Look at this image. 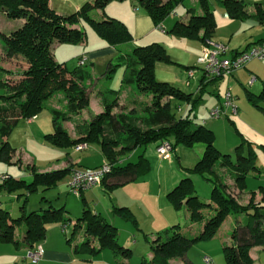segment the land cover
<instances>
[{
    "label": "trees",
    "instance_id": "1",
    "mask_svg": "<svg viewBox=\"0 0 264 264\" xmlns=\"http://www.w3.org/2000/svg\"><path fill=\"white\" fill-rule=\"evenodd\" d=\"M112 1L124 0H93L85 2L71 14L60 15L49 6V0H0V14L7 19L22 21L12 27L9 33L0 34L4 41L0 47V162H9L15 151L8 137L17 122L34 118L44 110L50 113L53 126V132L46 134L45 138L54 148L69 150L83 143L88 147H98L105 163L111 165V171L101 183L109 189L116 186L106 184L110 178L130 182L150 170L149 161L142 154L135 162L120 163L124 156L136 148H146L152 144L158 148L162 143L169 142L173 153L180 145L192 148L201 144L204 150L194 168L186 169L187 175L166 196L176 211L183 209L188 214V223L182 227L173 225L151 240L145 237L152 257L148 259L142 256L139 264H171L172 260L183 258L192 245L213 239L229 215H245L248 220L245 223L246 231L235 229L231 243L223 245L224 259L227 264H252L249 249L264 244V195L257 204L251 196L245 206L238 203L237 195L245 190L248 173L256 169L255 150L249 143H241L235 147V160L232 161L229 154H222L216 148L213 131L205 127L202 121L195 124L190 118L201 100L204 86L200 85L199 95L192 98V94L184 93L167 82L158 81L155 78L156 64L174 63L157 43L129 46L132 35L125 24L104 13L105 6ZM132 1L145 11L155 26L185 2ZM197 4L200 14H191L186 23L176 22L167 33L188 40H199L203 44L211 41L216 28L213 11L208 0H197ZM217 4L229 18L264 24V8L258 4L255 5L253 15L245 11L242 0H217ZM93 10L101 11L98 20L91 16ZM85 21L100 39L118 52L116 60L108 64L102 79L94 78L81 67L68 70L63 62L55 60L52 53L56 44L82 43L85 32L77 27ZM259 43H264V40L254 45ZM122 46H125V50L121 49ZM121 67L122 88L135 90L144 98L138 104L140 113L136 109L113 113L118 105L119 90L110 88L109 83L112 74ZM195 68L188 67L186 70ZM91 94L101 101L103 111L92 116L89 121L76 119L74 128L78 137L74 139L63 124L89 108ZM58 95L63 102L60 109L49 104ZM248 99L253 107L264 113V84L259 93L250 94ZM172 100L188 105L185 113L183 110L178 111L182 108L179 104L175 106L177 112L183 113L178 118L170 110ZM261 148L264 150V146ZM72 171L71 167L49 172H37L33 168L30 182L5 175L6 180L0 183V188L9 192L19 191L17 197L23 196L26 200L31 192H43L56 187ZM193 173L208 182L211 202L201 200L195 193L193 180L189 176ZM225 173L232 179V187L225 183ZM114 212L137 225L128 209L114 208ZM50 223H58L60 228L70 224L72 232L79 228L84 235L81 246L87 247L90 253L111 249L126 257L131 254L129 248L118 243L117 229L88 208H83L81 217L76 221L66 216L63 207L30 210L16 218L0 209V242L33 250L36 243L44 240ZM16 227H20L18 239L14 235ZM92 241L97 242V248L91 246Z\"/></svg>",
    "mask_w": 264,
    "mask_h": 264
},
{
    "label": "crops",
    "instance_id": "2",
    "mask_svg": "<svg viewBox=\"0 0 264 264\" xmlns=\"http://www.w3.org/2000/svg\"><path fill=\"white\" fill-rule=\"evenodd\" d=\"M93 0H79V2H75V9L78 10L79 7L85 2H91ZM166 1V0H164ZM244 3L245 11L253 15L255 14V5H260L264 8V0H242ZM209 5L213 11V16L216 24V28L214 33L211 36V41L214 43H221L228 46L229 51L236 53L242 52L245 49H249L254 43L259 42L260 40H264V24L259 25L255 24L252 21H240L238 19L229 18L225 13V10L222 9L217 4V0H208ZM49 6L55 10L57 14L64 15L60 13L57 9V6L54 5L53 0H49ZM98 15L102 14L100 10H97ZM105 15L115 18L122 23L125 24L128 31L132 35V41L129 46H146L152 43H157L161 45L166 53L168 54L170 60L174 63L176 67L178 66L182 71H179V76L182 78L179 80L178 78H166L160 76L158 81L161 82H169L172 86L176 85V83H181L183 80H186V84H193L192 89L196 88L199 90V86L203 85L204 90H207L208 86L213 85L214 89L210 92L217 98L216 105H222L224 101V96L221 89H215L216 84L220 83L221 85L229 84L230 94L232 96V100L234 105L237 108V114L232 115L230 110H226V119L234 116L238 120L247 121L252 128H248L246 126L244 131H248L245 133L246 138L242 134V142L241 143H249L251 147L255 150L257 155V160L255 162V170H252V174L256 176V178H260L264 175V113L253 107L248 99V96L253 92L245 91V99L243 98L242 93H240L236 89L235 83L230 81H224L225 77H222L218 80H204L202 77V73L199 67L195 66L197 63L198 57L201 55L203 43L199 40H188L184 38H179L167 33L176 22L186 23L190 18L191 14H200L201 10L198 8L197 0H185L183 5L177 6L169 16L161 23L165 29V32H161L157 26H155L149 16L145 13V11L138 6L132 0H124L121 2L112 1L108 3L104 8ZM2 15V14H1ZM67 15V14H66ZM18 22V21H16ZM22 23L19 21L18 24ZM79 29H82L85 32V39L82 43L76 45L77 50L73 52V56L75 60L81 55L85 56L84 65L81 67L82 69H86L89 71L94 78L102 79L103 76H96L91 70L88 68H84L87 63L95 66L97 60H108V64L114 62L113 57L118 54L117 50L109 46L105 41L100 39L94 31H87L84 28L83 22L78 25ZM9 33V32H8ZM202 32H200V35ZM260 44V43H259ZM59 44H56L54 47H58ZM53 47V48H54ZM125 46H122L121 49H124ZM127 49V48H126ZM128 50V49H127ZM54 55V50H52ZM55 58V57H54ZM56 60V59H55ZM251 62V61H250ZM249 62V63H250ZM156 66L164 69V71L173 70L168 64L157 63ZM155 66V67H156ZM108 67V65H107ZM106 67V69H107ZM188 67H197L195 68L194 76L189 78L187 76ZM122 68V67H121ZM243 69H247L249 77L252 76L255 80L248 86L254 84L257 80L256 70L249 66L248 64L243 67ZM199 72V73H198ZM198 73V75H195ZM172 74V73H171ZM123 75V70H122ZM157 70L155 68V77L157 78ZM233 76V73L230 74ZM196 76V77H195ZM122 78V76H121ZM204 80V81H203ZM174 81V82H173ZM203 81V82H202ZM190 82V83H189ZM219 84V85H220ZM176 87V86H174ZM177 88V87H176ZM221 88V87H220ZM180 90V88L178 87ZM119 101L123 98L124 100V108L126 107L127 112L130 109H136V111H140L138 108V104L144 98H141L139 94L135 92V90H131L129 88H122L121 82L119 86ZM237 90V91H236ZM182 91V90H181ZM235 93V94H234ZM259 93V92H258ZM192 94V98L195 97V93L190 92ZM256 94V93H253ZM202 98V97H201ZM128 102V103H127ZM261 104V103H260ZM215 105V106H216ZM263 105V104H261ZM253 108H252V107ZM53 107V106H52ZM55 108V107H54ZM123 108V109H124ZM103 111V106L101 101L97 98V96H93L91 94V99L89 103V108L87 110L81 111L76 117H72L69 121L65 123V127L69 132L70 136L76 139L78 136L76 135V131L74 128V122L76 119L89 121L92 116L99 114ZM256 112V113H254ZM140 113V112H139ZM50 113L43 114L40 113L32 119L29 120H19L24 121L25 127H22L18 124V130H24V137H29L31 135H38L42 133L41 131H48L51 122ZM242 118V119H241ZM210 121V120H208ZM231 121V120H230ZM232 122V123H231ZM230 123L234 125V122ZM16 125V126H17ZM28 126V128L26 127ZM211 129V128H209ZM213 130V129H212ZM237 131V130H236ZM53 132V131H52ZM50 134V133H49ZM9 138V137H8ZM9 142V141H8ZM154 147L151 151L147 152L146 148H136L134 151L124 156L121 159L120 163L130 162L132 157H137L139 155H144L145 158L149 161L150 170L143 176L137 178L134 181H125L118 180L117 178H110L107 180V185H116L112 188H108L106 185H99L93 188H90L84 192H93V193H108L109 198L111 199L110 212L112 213V219H105L100 212H96L95 210H91L93 213L99 214L103 217L108 223L113 225L117 232H121L124 225L122 223H130L136 230L142 231L144 234V240L147 235L150 236L151 240L157 234H161L168 228L173 225H180L185 221H188V214L184 212L183 209L176 211L171 204L167 200L168 192L174 188L180 179L187 175L186 168L188 166L182 167L183 171H180L181 175H171L167 177L166 173L162 172V169L167 165H172L173 160L178 161V163H182L183 157L180 156L179 146L176 147L174 152L171 154L170 159L162 160L157 156V148L156 144H153ZM201 144H197L191 149L194 150V154L196 156L195 161H198L200 156L203 153L204 147ZM15 151L12 154L15 155L17 153V149L13 148ZM58 149V148H56ZM66 156L64 158L57 159V162L51 163L48 168L38 170L37 172H49L53 170H60L64 168L71 167L72 170H80L85 168H97L106 162L105 158L99 151L96 146H89L85 150L75 151L74 148L69 150H63ZM86 152L83 156H76L80 152ZM220 151V150H219ZM136 157V160H137ZM11 160L12 157H11ZM180 160V161H179ZM182 165V164H181ZM222 172V171H221ZM250 172V173H251ZM0 175H8L6 173H1ZM70 175L66 177V182ZM225 183L231 184L230 187L233 186L232 179L226 175ZM229 183H228V182ZM246 182V181H245ZM264 180L262 181V183ZM107 190V191H106ZM82 192L81 195L84 194ZM104 192V193H103ZM235 193H238L234 190ZM106 195V194H105ZM264 195V186H259L258 189L248 190L247 187L242 192H239L237 195V201L240 205H247L251 196L253 197V201L255 204L260 203L262 201ZM2 202L0 201V209L2 208ZM126 208L130 211L133 218L136 220L137 225L135 226L130 220L123 217L119 213L114 212V208ZM227 219V218H226ZM225 219V220H226ZM247 217L245 215L231 216L228 226L225 227L224 232H221L219 228L216 236L206 242H199L192 245L186 255L183 258H177L171 261V264H204L203 257L207 256L212 260V264H227L224 255H223V245L226 243H231V235L235 229L238 231L244 232L245 223L247 222ZM142 223H150V226L146 228H142ZM52 224V225H51ZM54 224L50 223L47 225V234L43 241L36 243L32 249H34L37 245H41L43 249L42 258L33 262L32 260L26 257L27 248H19L15 246L13 243H1L0 242V264H139L141 257L138 260L129 261L128 257L122 255L119 251L115 252L111 249H103L99 252L93 254L89 252L87 247L81 246L84 237H80L77 240L73 241V237H66L61 235L57 228H54ZM60 225V224H58ZM264 225V220H263ZM122 227V228H121ZM60 228V226H59ZM68 229V228H67ZM61 230V228H60ZM61 232H63L61 230ZM67 232V231H66ZM66 232L64 234H66ZM147 235H146V234ZM15 239L20 237V227L15 228ZM121 237V234H119ZM154 236V237H153ZM134 237V238H133ZM136 236L132 235L133 244L136 245L138 242L135 240ZM70 238V239H69ZM69 240V241H68ZM146 241V240H145ZM147 243V241H146ZM91 246L97 248V242L92 241ZM124 246V245H121ZM195 246V247H194ZM109 250V251H108ZM116 253L120 254L123 259L116 258ZM143 256H147L148 259L152 257L151 253L148 251ZM249 256L251 258L252 264H264V244L253 246L249 249Z\"/></svg>",
    "mask_w": 264,
    "mask_h": 264
},
{
    "label": "rangeland",
    "instance_id": "3",
    "mask_svg": "<svg viewBox=\"0 0 264 264\" xmlns=\"http://www.w3.org/2000/svg\"><path fill=\"white\" fill-rule=\"evenodd\" d=\"M79 2V0H53L54 5L57 6V10L64 14L68 15L76 11L75 9V2ZM91 16L95 19H99L97 10H93L91 12ZM19 22V21H18ZM18 22L16 20L7 19L4 15L0 14V34H6L8 33L11 28L18 25ZM84 28L87 29V31L91 32L94 31L92 26L88 22H83ZM95 33V32H94ZM1 45H4V41L0 38V47ZM76 45L74 44H59L58 47H54V57L58 62H63L65 67L68 70H72L77 67V60L74 59L73 52L77 50ZM118 54L113 57V60L117 58ZM108 60H97L95 63V66L91 65L90 63H87L84 68H88V70H91L94 75L96 76H104V73L106 71V67L108 65ZM249 66L253 67L256 70L257 80L254 82L253 85L248 86V81L252 77L248 75L247 69H237L233 70V76L228 74L225 77L224 81H230L232 83H235L236 89L242 93L243 98L245 99V91L258 93L263 84H264V61L259 60H252L250 63H248ZM169 67H171L169 71H164V69L160 68L159 66H156L157 70V80L160 76L168 77L172 80L173 78H180L179 71L182 70L177 66L173 64H168ZM197 67H201V65H198L196 63ZM86 70V69H85ZM122 70L123 68H117L116 71L112 74V77L110 79L109 86L110 88L114 90H118L120 86L121 76H122ZM172 73V74H171ZM199 73V72H198ZM196 73L195 75H198ZM196 77V76H195ZM180 78L179 80H181ZM165 82V81H164ZM174 82V81H173ZM169 83V82H167ZM190 83V82H189ZM170 84V83H169ZM220 83L216 84L215 89H221L223 95H225L227 92H230L229 84L219 85ZM172 85V84H171ZM193 84H186V80H183L181 83H176L177 88L179 87L180 90L184 93H195V97L199 94V90L197 91L196 88L192 89ZM221 87V88H220ZM214 89L213 85L208 86L207 90H205L202 93V98L199 101V103L196 105L194 110L192 111L190 118L192 119L193 123L199 124L198 122L206 120V123L203 124L205 127L211 128L213 133L215 134V146L222 154H229L232 161L235 160L234 155V149L236 146L241 144L242 142V136L239 135L242 134L244 138H246L244 131L245 127L248 126L249 128H252V126L247 123V121L238 120L234 116H230L229 119H226L225 117H221L219 119L210 120L209 117V111L216 107L217 98L212 95L210 92ZM236 90V91H237ZM210 91V92H209ZM235 94V93H234ZM246 101V99H245ZM128 103V102H127ZM50 106L55 107L56 109H60L63 107L62 97L61 96H55L52 101H50ZM124 100L123 98L118 101V105L116 108L113 109V113H119V112H127L126 107L123 106ZM180 105L182 109L184 110V102H177L176 100L171 101L170 110L173 114L178 118L183 113L177 112L175 106ZM216 105V106H215ZM252 107V106H251ZM124 108V109H123ZM139 108V107H138ZM253 108V107H252ZM139 112V111H138ZM44 115L49 113L47 110L42 111ZM256 113V112H254ZM50 115V114H49ZM242 119V118H241ZM210 120V121H208ZM234 122V125L230 123V121ZM66 123V122H65ZM65 123L63 124L65 127ZM19 125L22 127H25L24 121H19ZM17 125V124H16ZM14 126L8 141L12 148L17 149V153L12 156L13 160H10L9 162H0V172L8 174L11 178L22 180L26 183L30 182L32 179V171L33 168L36 170H42L45 168H48V166L51 163L57 162V159L64 158L66 156L63 151L60 149L54 148L50 142H48L45 138L46 134L52 133L53 126L50 125L48 131H41L42 133H39L38 135H31L29 137H24V130H18V125ZM28 128V126H26ZM247 127V128H248ZM66 128V127H65ZM237 130V131H236ZM239 132V133H238ZM202 146V145H200ZM154 147V145H149L146 147L147 152L151 151V149ZM178 148V147H177ZM180 150V156L183 157L182 165L178 163V161L173 160L172 165H167L166 168L164 167L162 169L163 173L167 174V177H170L171 175L177 176L181 175L180 171H183L182 167L188 166L186 169H192L194 168L197 161H195L196 156L195 152L191 148H186L184 146H179ZM86 152H80L76 156H83ZM136 157H132L130 162H135ZM180 161V160H179ZM193 180V187L195 193L200 197L201 200L206 202H211V195H210V186L204 178H202L198 174H190L189 175ZM264 175H262L260 178H256L251 173H248L246 177V187L248 190H255L258 189L259 186H264ZM228 182V181H227ZM229 183V182H228ZM231 184H228L230 186ZM21 190V189H19ZM107 191V190H106ZM19 191H7L5 188H0V201L2 202V208L1 210L7 211L11 217H18L22 215L24 212L28 213L30 210L35 211H41L43 209H46L48 207H52L55 209H58L60 207H63L66 216L69 217L72 221H76L77 218L81 217L83 208H88L89 210H95L96 212H100V214L107 220L112 219V213L110 212V206H111V199L109 198V195L107 192L105 194L99 193H93V192H84L83 195L80 194V196H76L74 193H72L66 184V178L59 183L56 187L48 189L46 191L37 190L35 192H31L26 197V200H24V197H17ZM104 193V192H103ZM24 206L23 209L20 207ZM232 215H229L227 219L221 224L220 229L221 232H224L225 227L228 226L230 218ZM188 221H185L181 224V227L187 224ZM124 227L121 229V232H118V243L120 245H124L123 247L129 248L131 250V254L128 256L129 261H135L138 260L141 256H143L145 253L149 251V245L144 240V234L142 231L136 230L130 223H122ZM52 225V224H51ZM60 225L58 223L54 224V228H57L59 233L64 236L73 237V241L77 240L80 237H84L83 232L78 228L76 232H72V225L68 224V229L66 234L61 232ZM150 226V223H142L141 227L146 228ZM47 234V231H46ZM45 234V235H46ZM121 234V237L119 236ZM146 234V233H145ZM133 236L135 237V240L138 242L136 245L133 244ZM147 235V234H146ZM148 239H150V236H146ZM154 237V236H153ZM156 237V236H155ZM195 247V246H194ZM109 251V250H108ZM117 252V251H116ZM116 258L123 259V257L120 254L116 253Z\"/></svg>",
    "mask_w": 264,
    "mask_h": 264
},
{
    "label": "built area",
    "instance_id": "4",
    "mask_svg": "<svg viewBox=\"0 0 264 264\" xmlns=\"http://www.w3.org/2000/svg\"><path fill=\"white\" fill-rule=\"evenodd\" d=\"M157 28L161 32H165L164 27L160 23ZM259 60L264 61V43L256 44L251 46L249 49L243 52L233 53L229 51L228 46L221 43H214L212 41H206L203 44L201 55L197 59L198 65L202 76L205 80H212L220 77H224L228 74H232L233 70L241 69L245 67L250 61ZM85 56L81 55L77 60V67L84 65ZM195 69L187 70V76L192 78L194 76ZM255 80L252 77L249 81V85ZM188 105H184L185 113ZM226 110H230L232 115L237 114V108L233 103L230 92H227L224 96L222 105L216 106L209 111L210 120L219 119L222 116H226ZM32 119V118H31ZM29 120V119H28ZM206 123V120L202 121ZM86 144H79L74 147L75 151H81L87 149ZM157 156L162 160L170 159L172 150L169 142L162 143L156 150ZM111 171V165L104 163L97 168H85L80 170H73L66 182L69 190L76 196L90 188L101 185L104 176ZM6 180L5 175H0V183ZM68 225H63L61 230L66 232ZM43 249L41 245H37L33 250L27 251L26 257L33 262H37L42 258ZM204 264H212V260L204 256Z\"/></svg>",
    "mask_w": 264,
    "mask_h": 264
}]
</instances>
